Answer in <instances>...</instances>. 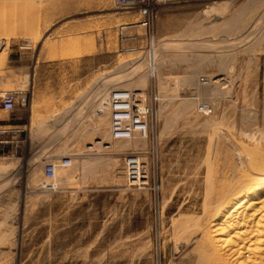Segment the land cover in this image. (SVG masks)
Listing matches in <instances>:
<instances>
[{
	"label": "rangeland",
	"instance_id": "rangeland-1",
	"mask_svg": "<svg viewBox=\"0 0 264 264\" xmlns=\"http://www.w3.org/2000/svg\"><path fill=\"white\" fill-rule=\"evenodd\" d=\"M129 8L145 11L146 31L123 22L111 37L98 32L96 53L71 60L70 71L44 63L40 73L50 33L36 46L0 39L15 89L31 71L28 91H79L66 103L77 110L55 113L65 142L32 151L67 156L47 163L71 160L53 188H41L44 168L34 165L8 176L15 207L0 264H238L219 245L215 218L264 176V0ZM116 90L140 95L146 135L113 137L105 102ZM137 171L144 177L134 183Z\"/></svg>",
	"mask_w": 264,
	"mask_h": 264
},
{
	"label": "crops",
	"instance_id": "crops-1",
	"mask_svg": "<svg viewBox=\"0 0 264 264\" xmlns=\"http://www.w3.org/2000/svg\"><path fill=\"white\" fill-rule=\"evenodd\" d=\"M116 2L115 0H0V39L6 43L5 48H10L11 42L15 43L16 39L22 37L33 38L36 46L44 38L47 39V33H50V36H56V39L48 41L45 46L39 61L40 73L43 72L44 63L49 66L48 68H54L56 73L61 70V65L63 71H70L67 64L71 63V60H85L96 53L98 32L111 37L116 27L123 22H139L138 31L141 33L146 31L145 11L130 8L119 10ZM10 54V49L0 53L2 63L0 94L14 93L16 105L12 110L6 109L0 97V127L16 130L15 136L19 139V143L7 144L6 155L2 158L4 160L0 161L2 164L0 177H7L0 189L5 198L0 201V225H3L2 229L0 227V244L10 238L9 224L14 218L11 213H14L13 193L16 185L8 176L17 167L24 169L26 173L33 165L43 169L46 161L61 159L64 156L59 155L55 158L53 154L44 156L41 153H37L39 154L37 156L32 154V151H36V145L65 142L62 132L55 131V113L77 110V107L66 103L79 94V91H28V76L31 71L25 72L21 80L25 83V88L15 89L17 72ZM65 157L67 156L63 158ZM28 186L30 189L31 185ZM26 188L24 184L23 190Z\"/></svg>",
	"mask_w": 264,
	"mask_h": 264
},
{
	"label": "bare ground",
	"instance_id": "bare-ground-1",
	"mask_svg": "<svg viewBox=\"0 0 264 264\" xmlns=\"http://www.w3.org/2000/svg\"><path fill=\"white\" fill-rule=\"evenodd\" d=\"M227 205L215 218L216 226L222 225L215 230L219 245L238 264H255L264 254V176L253 180Z\"/></svg>",
	"mask_w": 264,
	"mask_h": 264
},
{
	"label": "built area",
	"instance_id": "built-area-1",
	"mask_svg": "<svg viewBox=\"0 0 264 264\" xmlns=\"http://www.w3.org/2000/svg\"><path fill=\"white\" fill-rule=\"evenodd\" d=\"M145 0H117V4L122 8L140 7ZM140 95L124 90L112 91L106 99V104L110 109L111 133L117 139H130L136 134L146 135L148 132V123L146 121L147 109ZM4 108L14 109L16 105V95L14 93L0 94ZM16 130H9L0 127V158L6 155L5 146L7 144H18L19 139L16 138ZM70 159H63L60 163H46L44 167V181L41 188H53L52 182L57 178V168L59 166L70 165ZM133 175V182L142 181L144 175Z\"/></svg>",
	"mask_w": 264,
	"mask_h": 264
}]
</instances>
